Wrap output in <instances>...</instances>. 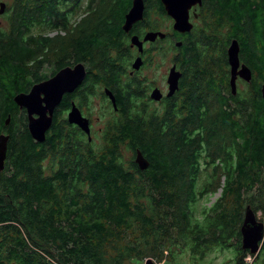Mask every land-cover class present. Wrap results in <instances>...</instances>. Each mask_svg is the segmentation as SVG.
Returning <instances> with one entry per match:
<instances>
[{"label": "trees", "instance_id": "trees-1", "mask_svg": "<svg viewBox=\"0 0 264 264\" xmlns=\"http://www.w3.org/2000/svg\"><path fill=\"white\" fill-rule=\"evenodd\" d=\"M13 2L14 29L0 40V132L10 115L0 171V264H135L165 255L174 262L185 253L201 263L216 249H231L233 264H264V240L251 255L240 235L246 206L256 216L264 202L251 197L264 185V0H206L201 26L182 48L181 98L161 118H141L119 95L122 115L134 117L109 123L96 146L82 130L66 132L62 145L60 127L35 143L13 98L45 77L43 63L106 58L130 0H97L78 25L65 21L64 36L42 40L26 38L29 0ZM153 13L145 8L139 34L157 26ZM233 39L253 76L246 95L232 96L229 88ZM103 61L111 65L88 75L81 94L100 85L121 91L118 67ZM124 148L132 154L127 160ZM137 151L145 170L134 162ZM202 171L209 174L199 185Z\"/></svg>", "mask_w": 264, "mask_h": 264}, {"label": "flooded vegetation", "instance_id": "flooded-vegetation-1", "mask_svg": "<svg viewBox=\"0 0 264 264\" xmlns=\"http://www.w3.org/2000/svg\"><path fill=\"white\" fill-rule=\"evenodd\" d=\"M200 1V5L197 3L189 9V22L192 24L191 31L189 33H177L173 30L172 26L174 22L166 14L165 5L162 0H143L144 11L147 7L149 11L154 12L151 17L157 25L153 30H147L145 33L161 32L165 35L163 39L156 38L155 41L150 42L143 41L144 34L141 35L136 31L139 27L137 24L144 19V14L143 19L132 25V28L128 32L122 29L125 22V15L131 7L132 0H130V6L122 19L116 18L121 32L118 31V28L112 32L110 38L114 42V46L109 47L106 57L113 60L112 62H114L122 74L120 78L122 85L121 91L100 85L93 90L91 89L89 94H86V91L81 94L86 89L85 83L90 80L89 78L87 79L88 75L91 77L98 73V70H104L106 64L108 67L111 65L108 61H103L106 58L101 57L100 61L95 58H88L79 62L73 59L64 63L60 62L58 68L55 67V64L43 63L40 73L42 74V71L46 69L44 73L45 77L38 82H33L32 85L52 78L60 70L67 68L73 69L76 65H82L86 73V77L79 87L71 93H64L62 95L59 104L53 110L51 125L45 137L48 138L51 134L55 135L58 132L55 129L60 127L63 132L58 137L60 138V143L66 145V132L81 131L80 128L74 124H70L67 120L70 110L72 107H75L79 110L81 116L88 120L91 140H88V136L81 132L85 135L88 142L95 141L94 136L96 133L98 134V132L101 133L102 131L105 133L109 123L123 121L127 117L129 119L134 117V114L128 116L122 115L121 108L118 105L119 95L124 98V101L127 100L129 102V106L133 108L131 112L136 110L137 115L139 112H142V115H140L141 118H149V115L161 118L166 113L167 107L171 102H174L179 97L181 98V94L183 93L182 82L185 77V71L181 66L184 55L182 48L184 42L190 43L192 34L202 24L200 12L207 10V5L206 0ZM0 3L5 4L3 13H0V40H4L12 34L15 26V2L13 0H9V2L8 0H0ZM97 5V0H29L26 38L42 40L64 36L65 31L63 26L65 21L76 26L82 19H86L91 11L96 10ZM159 13H161L160 16H158ZM165 23H168L166 29L164 28ZM117 24H115L116 27H118ZM133 36H137L142 43L141 52L138 51L137 46L131 44V38ZM177 43H180L181 46L176 47ZM137 58L140 59L141 65L138 70H134L132 65ZM31 63L34 62L32 61ZM240 64L245 63L241 61ZM173 66L180 74L178 89L171 97H167L169 88L168 76ZM240 81L243 80L237 78L236 83L239 84ZM105 90L110 91L114 96L116 108L113 107L110 98L105 94ZM154 90L158 91L161 95L159 101L151 98ZM96 109L101 110L98 115L100 114L102 119L103 117L105 118L102 120V125L98 131L94 132L93 118ZM8 116L10 123V115ZM95 119L101 121L98 116ZM6 120L4 122L5 129L0 134L8 135L5 131L9 123L5 125Z\"/></svg>", "mask_w": 264, "mask_h": 264}, {"label": "water", "instance_id": "water-1", "mask_svg": "<svg viewBox=\"0 0 264 264\" xmlns=\"http://www.w3.org/2000/svg\"><path fill=\"white\" fill-rule=\"evenodd\" d=\"M165 5L166 14L173 20V30L177 33H189L192 24L189 22V9L195 4H201L200 0H162ZM4 3H0V13H3ZM144 14L143 0H132L131 7L125 15V22L122 26L123 31L128 32L132 25L141 21ZM164 33L147 32L144 34L143 41H155L156 38L163 39ZM131 44L138 47V51H142V43L137 36L131 38ZM181 44L177 43L176 47ZM227 63L229 66V88L232 96L237 93V78L242 79L246 83L252 80L251 70L245 65L240 64L239 44L233 39L227 48ZM141 65L140 59L137 58L132 68L138 70ZM86 77L84 67L76 65L73 69L67 68L58 71L52 78L32 85L28 93H18L14 96L13 101L19 110L25 111L27 117V130L30 137L35 143H43L45 141L46 132L50 128L52 114L54 108L59 104L64 93H71L81 85ZM179 72L173 66L168 76V93L167 97H171L178 89ZM262 97L264 99V86L261 88ZM105 94L110 98L112 105L116 108L115 99L112 93L105 90ZM151 98L159 101L161 95L154 90ZM70 124L76 125L90 138V130L88 120L83 118L78 109L72 107L67 118ZM9 123V116L5 125ZM9 136L0 134V171L4 168L7 156ZM135 164L139 170H145L148 162L137 151ZM241 248L249 251L251 255H256L264 240V225L259 222L250 206H246L243 221L240 227ZM145 264H153L147 260Z\"/></svg>", "mask_w": 264, "mask_h": 264}, {"label": "rangeland", "instance_id": "rangeland-1", "mask_svg": "<svg viewBox=\"0 0 264 264\" xmlns=\"http://www.w3.org/2000/svg\"><path fill=\"white\" fill-rule=\"evenodd\" d=\"M3 1H7V0H3ZM8 2H9V0H8ZM167 26H168V23H165L164 24V28L166 29ZM198 28H200V26ZM163 31L165 32V30H163ZM65 34H66V32L64 33V35ZM45 70L46 69H44L42 71V73H45ZM153 79H155V78H153ZM236 84H237V91L240 92L242 95L243 94L246 95L249 92V89H250L249 83H246L245 81H240L239 84L238 83H236ZM105 109H107V108H105ZM100 111L101 110L96 109V113H95V116L93 118V120H94L93 121L94 132L98 131V129L102 125V120H104V118H105V117H103V119H102L100 117V114L98 115V113ZM96 116H98V118H100L101 121H98V119H95ZM108 117H110V116H108ZM102 135H104L103 131L101 133L98 132V134L96 133V135L94 136L95 141H93V142H95V143H93L94 146L98 145L101 142ZM122 155H123L124 159L127 160L132 154L128 150H126L124 148L122 150ZM208 174H209V171H202L200 173L199 185L202 184V182L204 181L206 176H208ZM222 183H223V181H222ZM262 195L264 196V185H263V191L260 188H258V187L256 189H254V191L251 194V197L253 198V200L258 201V199ZM219 197H220V190L217 191V193L214 194L213 196H211L208 200L200 201L199 204H198V210H201V208L203 206L209 207ZM256 218H257V220L259 222L264 224V202L259 207L258 212L256 213ZM233 257H234V252L231 249L224 250V251L223 250L219 251V250L216 249L213 253H210L204 260H202L201 263L200 262L193 263L191 261L189 255L185 253V254H182V255L181 254H177V258H176V260L174 262L172 261V259L169 256L165 255V256L161 257V259H159L160 258L159 256L144 257V259H142L141 261H138L135 264H145V262L147 260L151 261L153 264H233ZM247 260L249 262H251L250 258H247ZM125 264H134V262H132V261L131 262H126Z\"/></svg>", "mask_w": 264, "mask_h": 264}]
</instances>
